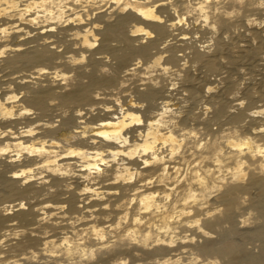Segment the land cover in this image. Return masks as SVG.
I'll list each match as a JSON object with an SVG mask.
<instances>
[{
    "label": "bare ground",
    "instance_id": "obj_1",
    "mask_svg": "<svg viewBox=\"0 0 264 264\" xmlns=\"http://www.w3.org/2000/svg\"><path fill=\"white\" fill-rule=\"evenodd\" d=\"M0 264H264V0H0Z\"/></svg>",
    "mask_w": 264,
    "mask_h": 264
}]
</instances>
